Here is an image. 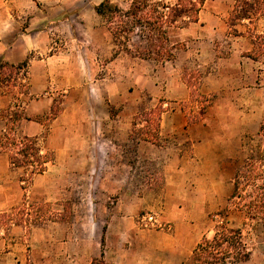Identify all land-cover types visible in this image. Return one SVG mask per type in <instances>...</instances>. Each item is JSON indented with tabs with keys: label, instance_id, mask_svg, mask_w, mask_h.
I'll list each match as a JSON object with an SVG mask.
<instances>
[{
	"label": "crops",
	"instance_id": "1",
	"mask_svg": "<svg viewBox=\"0 0 264 264\" xmlns=\"http://www.w3.org/2000/svg\"><path fill=\"white\" fill-rule=\"evenodd\" d=\"M102 1L0 0V135L14 124L20 138L48 132L54 153L26 186L25 168L0 145V213L31 207L12 247L0 239V264H28L22 238L31 264H195L234 191L243 133L261 129L259 60L245 33H264L263 14L241 19L233 36L240 0H206L197 21L169 28L173 56L163 59L130 40L118 50ZM8 67L18 71L11 85ZM58 104L49 128L43 119ZM157 106V122L135 124Z\"/></svg>",
	"mask_w": 264,
	"mask_h": 264
},
{
	"label": "trees",
	"instance_id": "2",
	"mask_svg": "<svg viewBox=\"0 0 264 264\" xmlns=\"http://www.w3.org/2000/svg\"><path fill=\"white\" fill-rule=\"evenodd\" d=\"M205 1L132 0L130 6L124 10L119 4L104 0L96 6V10L110 24L114 23L118 14L126 18V20H121L122 25L120 27L112 28L117 40L122 36L129 40L128 34L133 33L135 29H139L141 36L146 38L151 48L149 55L156 58L170 59L173 56V48L167 46L169 28L190 20L197 21L198 14ZM238 8L236 6L235 11ZM240 14V19L251 18V15L254 14L264 15V0H249L245 2ZM206 98L207 96L204 97V101ZM19 116L14 117V123L19 120ZM14 128L15 124L9 133L0 135V145L5 148L10 145L16 149L15 156L11 157L13 166H31L41 159L40 149L37 147V139L20 138L14 134ZM263 128L264 121L262 124ZM2 141L6 142L2 143ZM251 150L254 151L255 148ZM51 160L52 158L44 160V166L32 169V175L43 172L46 163ZM242 169L247 170L243 172ZM243 179L244 181L247 180L246 182L252 181L250 184L251 192L248 193L239 209L240 211H246L258 223L260 219H264V163L257 159L256 153L250 154L242 165L239 164L235 175V188L230 196V201L241 196V189L249 188V184L242 182ZM225 213L224 221L216 226L215 236L211 239L203 237L194 249L193 261L195 264H238L251 257L252 251L245 240L243 229L231 227L228 220L229 213ZM92 264L111 263H108L104 257H99L94 258Z\"/></svg>",
	"mask_w": 264,
	"mask_h": 264
},
{
	"label": "rangeland",
	"instance_id": "3",
	"mask_svg": "<svg viewBox=\"0 0 264 264\" xmlns=\"http://www.w3.org/2000/svg\"><path fill=\"white\" fill-rule=\"evenodd\" d=\"M93 1H99V0H93ZM131 1L132 0H112V2L120 4L124 10L130 6ZM168 1L174 2V0H168ZM245 2H247V1L246 0H243V1L240 0L238 5H244ZM240 10L241 9L238 8L236 11L234 10L230 14V18H229V24H230V28H231L230 33L233 36L238 33V30H240L239 26L235 27V25L240 23V20H241L240 19V16H241ZM257 15L258 14H254V16H257ZM252 16L253 15H251V17ZM121 20H126V18L124 16H121L120 14H118L114 20V23L111 24V27L112 28L120 27L122 25ZM232 23H235V24H232ZM182 24L183 23H179L178 25H182ZM254 26L255 27H253V26L248 27V30H246L245 35L248 34V36H250L252 38V40L255 41V48L250 54H251V56H253L259 60L257 68L259 70V73L261 74L260 79L262 81V89L260 92V114H261L260 115V127H261V129L259 131V128H257V126H255V128H249V129H246L244 131V133H243V139L244 140H242V142L244 141L243 142L244 149H242V157L240 160L241 165H242L243 161L248 156H250V154H255V153H256L257 159H259L260 162L264 163V128L262 129V124L264 121V33L259 34L257 31L259 27L256 25H254ZM262 29H264V26L260 28V30H262ZM125 35H127V34H125ZM127 37H129V40L135 46L134 50L137 49L136 51H140L142 49L143 53H149V51L151 49L149 46V43L146 40V38H143V36H141V32L139 29H135L133 31V33H129ZM127 41H128V39H125V37L122 36L117 41L118 42V50L126 47L125 44L127 43ZM167 46L169 47L170 44L167 43ZM17 74H18L17 70H15L14 68L8 67L7 69L3 70L2 78H3L4 82H7L9 85H11L13 83V80L14 79L16 80ZM206 99L209 100L210 97H207ZM250 99L252 100V94L250 95ZM206 106H207V104H206ZM61 111L62 110H61L59 104H58V106L54 107L52 109V111L47 115L46 119H43V122L45 123V125L50 128V124L52 123L54 118L61 113ZM70 113H71V117L73 120L78 121V119H82L84 117L83 111H81V115H82V116L80 115L81 118L77 116V109L76 108L74 110H71ZM149 113L150 114L148 116H146L145 113L139 114L138 116H136L135 124L138 122V119L141 116L150 118L152 120V123H155L158 119V116H159V107L158 106L153 107ZM9 115H12L11 119H12V121H14V117L20 115V113L19 112H13V113H10ZM12 126L13 125H10V127H12ZM74 126H77V125H74ZM141 130L142 129L139 127V128H136L135 131L137 133V132H141ZM152 130H153V128H152ZM86 131H89L87 129V127H86ZM47 135H48V132L44 133V135H42V137L39 140H37V147L40 149L41 159H39L38 162L36 161L31 166L24 167L25 173L22 176V179H24L26 186H28V184L31 181V178L33 177L32 173H31L32 169L40 168V167L44 166V162H43L44 160H47L49 158H52V159L54 158L53 151L50 148L46 149V146H45L46 145L45 141H46ZM4 142H6V141H2V143H4ZM84 147L88 148V149L89 148L92 149L91 144L90 145L85 144ZM252 148H255V150L252 151L251 150ZM6 150H8V152L10 153V159L12 156H15L16 149H14V147L9 145L6 147ZM38 163H40V164H38ZM11 165H12V159H11ZM242 170L244 172L247 169H242ZM243 181H244V179L242 180V182ZM246 181H244V182H246ZM246 183L249 184V188L244 189V190L241 189L240 190V194H241L240 197H236L232 201L229 200V203L227 205L226 204L223 205L219 209L217 214L212 215V219H213L212 228L210 229V232L207 233L204 237L211 239L215 236L216 226L224 221V217L226 215L225 212H228L229 213V216H228L229 225L231 227H234V228H242L243 229L245 240L248 242L249 247L252 251L251 257L248 260L240 262L238 264H264V219H260L259 222L257 223V221L253 220L248 215V213L246 211H240V209H239L241 204L244 203L245 198L247 197L248 193L251 192L250 184L252 183V181L251 182L248 181ZM30 208L31 207L29 205L22 204L19 206H14V208L9 210V211H5V212L0 213V235H1L0 239H6V245L8 248L12 247L13 240L11 239V230L14 228V225L27 226L30 224V220L28 219L29 217H27L25 215L26 211H28ZM255 223H256V225H255ZM1 232H3V233H1ZM21 241L23 242L24 246L21 247L19 245L18 251L19 252L23 251L28 256V264H31V263H29L30 248H29L27 238H22ZM212 264H216V263H212Z\"/></svg>",
	"mask_w": 264,
	"mask_h": 264
},
{
	"label": "built area",
	"instance_id": "4",
	"mask_svg": "<svg viewBox=\"0 0 264 264\" xmlns=\"http://www.w3.org/2000/svg\"><path fill=\"white\" fill-rule=\"evenodd\" d=\"M146 220L150 223H157V218L154 215H148Z\"/></svg>",
	"mask_w": 264,
	"mask_h": 264
}]
</instances>
